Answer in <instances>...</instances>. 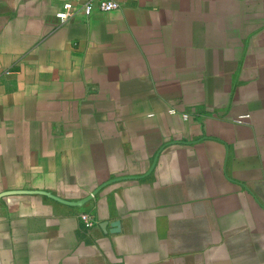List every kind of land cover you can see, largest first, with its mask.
I'll list each match as a JSON object with an SVG mask.
<instances>
[{
    "label": "crops",
    "instance_id": "1",
    "mask_svg": "<svg viewBox=\"0 0 264 264\" xmlns=\"http://www.w3.org/2000/svg\"><path fill=\"white\" fill-rule=\"evenodd\" d=\"M86 1L0 0V264H264V0Z\"/></svg>",
    "mask_w": 264,
    "mask_h": 264
},
{
    "label": "built area",
    "instance_id": "2",
    "mask_svg": "<svg viewBox=\"0 0 264 264\" xmlns=\"http://www.w3.org/2000/svg\"><path fill=\"white\" fill-rule=\"evenodd\" d=\"M94 3H96L97 7L102 10H111L117 8L120 5V2L118 0H87L82 5L83 12L85 14H89L93 9ZM63 7L64 10L58 13V16L61 20H64L69 14H71V3L65 2L63 4ZM6 72L8 71L6 70ZM183 115L186 116V113H184ZM247 116L248 114L239 115L236 120L238 122L244 121ZM79 217L85 226H91L97 222L95 215L90 211H81L79 213Z\"/></svg>",
    "mask_w": 264,
    "mask_h": 264
},
{
    "label": "water",
    "instance_id": "3",
    "mask_svg": "<svg viewBox=\"0 0 264 264\" xmlns=\"http://www.w3.org/2000/svg\"><path fill=\"white\" fill-rule=\"evenodd\" d=\"M117 178H120V177H115V178H111V179H109V180L104 181L103 183H101L100 185H98L95 189H93L90 193H88V194L85 195L84 197H81V198L76 199V200H66V199H64V198H61V197H59V196H56V195H54V194H52V193H50V192H48V191H45V190H36V191H38V192H42V193L47 194V195H50V196H52V197H54V198H56V199H58V200H60V201L66 202V203H70V204H74V205H81V204H83L84 202H86L87 200H89V199L91 198V196H92L93 194H95L96 191H97L101 186H103L104 184H106V183H108V182H111V181H113L114 179H117ZM18 191H19V190H18ZM24 191H25V190H24ZM8 192H12V191H11V190H6V191H3V192H0V195H3V194L8 193Z\"/></svg>",
    "mask_w": 264,
    "mask_h": 264
}]
</instances>
